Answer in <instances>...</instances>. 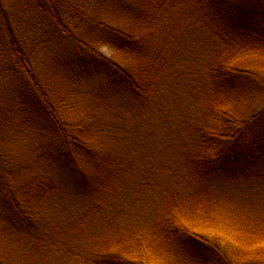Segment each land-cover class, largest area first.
I'll return each instance as SVG.
<instances>
[{
  "label": "trees",
  "instance_id": "1",
  "mask_svg": "<svg viewBox=\"0 0 264 264\" xmlns=\"http://www.w3.org/2000/svg\"><path fill=\"white\" fill-rule=\"evenodd\" d=\"M18 4L43 14L51 33L71 45L58 53L61 70L47 83L17 26ZM83 23L97 26L100 41L122 60L82 39ZM4 32L0 79L10 80L0 90V218L27 238L23 244L46 241L39 231L47 214L73 194L83 201L127 197L129 184L119 189L139 165L118 150L128 134L149 148L150 120L158 116L165 135L184 139L185 155L170 161L172 182L184 186L161 207L150 233L108 241L93 264H151L147 252L156 246L183 247L192 264H264V230L233 241L189 226L211 214L213 199L202 197L213 181L264 177V0H0ZM180 74L186 80L176 86ZM30 131H48L59 142L55 172L11 185L12 148ZM3 246L0 264H18ZM30 254L22 257L37 262Z\"/></svg>",
  "mask_w": 264,
  "mask_h": 264
},
{
  "label": "rangeland",
  "instance_id": "2",
  "mask_svg": "<svg viewBox=\"0 0 264 264\" xmlns=\"http://www.w3.org/2000/svg\"><path fill=\"white\" fill-rule=\"evenodd\" d=\"M17 6V26L29 49L33 51L32 62L37 75L47 83L50 76L58 75L61 70L58 53L70 50L71 45L65 36L51 33L53 29L44 21L43 14L25 5ZM78 32L82 39L93 44L106 57L118 62L122 60L112 46L100 41L101 30L97 26L83 23ZM6 39L4 32L0 35V72L6 67ZM185 80V74H180L175 81L176 86ZM7 81L0 79V90L5 88ZM185 87L186 84L178 87L179 96L184 95ZM80 103L85 107L84 101ZM161 124L162 120L158 116L150 120L152 138L147 140L149 148L136 141L138 135L128 134L124 139V148L118 150V155L126 162L139 165L137 170L126 175L123 188L119 189L121 193L126 189L125 182L128 183L127 197L123 200L122 197L102 198V201L93 197L83 201L73 194L59 212L47 214L39 231L40 238L47 239L40 242V245L35 244L34 239H28L29 242L23 244L27 238H23L7 221L0 218V241L4 245V252L14 255L18 264H93L97 257L109 251L105 250L109 248L108 241L150 233L148 231L152 230L160 218L161 207L184 186L172 182L170 172L176 166L170 161L181 159L180 153L185 155L184 139L177 133L165 135ZM20 141L23 145L19 142L18 147L15 145L12 148L8 163L7 173L10 174L8 180L11 185H32V178L55 172L51 164L56 165L55 151L59 142L52 138L50 132L30 131ZM209 187L210 195L202 199H213V202L210 201L211 206L207 207L211 214L203 219L191 220L189 226L192 229L216 240L227 237L233 241H237L244 231L251 234L253 228L264 230L263 176L245 175L239 179L222 177L213 181ZM117 208L121 211L116 214ZM59 225L62 228H58ZM158 247L147 252L150 258H154L151 264H192V258L185 248L165 247L158 251ZM30 252L37 256V262L33 258L27 263L22 257V254L31 256Z\"/></svg>",
  "mask_w": 264,
  "mask_h": 264
}]
</instances>
